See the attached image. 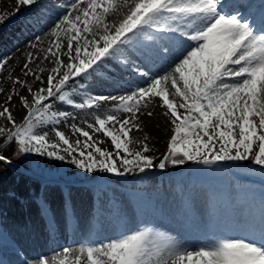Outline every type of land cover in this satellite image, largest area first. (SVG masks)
I'll return each instance as SVG.
<instances>
[{
	"label": "snow or ice",
	"instance_id": "6c2138e0",
	"mask_svg": "<svg viewBox=\"0 0 264 264\" xmlns=\"http://www.w3.org/2000/svg\"><path fill=\"white\" fill-rule=\"evenodd\" d=\"M38 2L16 0V11ZM55 6L64 11L47 29L53 41L43 57H52L55 66L44 78L39 64L30 67L35 60L29 53L20 68L43 86L34 90L8 73L13 87L4 105L15 98L25 115L18 123L11 108L0 105L5 122L0 124V166L11 171L18 168L14 161L34 154L67 161L83 173L126 177L186 162L250 160L264 178V0L258 13L245 0H76ZM5 22L0 16V24ZM9 59L0 57V75L8 71ZM101 79L122 93L94 94L93 82ZM104 102L114 106L95 115L87 128L107 137L114 152L101 148L104 141L84 128L68 124L84 138L73 141L58 127ZM150 104L163 109L171 133L158 162L147 155L150 135L140 140L130 135L144 131L140 117ZM44 127L48 130L38 131ZM34 163L40 168V161ZM255 171L249 168L247 174ZM245 223L242 237L195 246L151 227L137 228L107 243L81 246L74 257L65 248L58 258L40 256L22 264H264V195L259 215L249 213Z\"/></svg>",
	"mask_w": 264,
	"mask_h": 264
},
{
	"label": "rangeland",
	"instance_id": "374dc122",
	"mask_svg": "<svg viewBox=\"0 0 264 264\" xmlns=\"http://www.w3.org/2000/svg\"><path fill=\"white\" fill-rule=\"evenodd\" d=\"M31 7L20 6L19 11H16V0H0V16L6 20L2 28L6 29L21 21ZM13 50L12 55H7L10 57L9 64L18 55L27 53L29 45L20 43ZM61 59L66 61L67 57L61 56ZM12 76L27 80L34 90L43 86L39 81L33 83L34 79L24 77L21 71ZM43 77L46 78L47 75ZM103 84L100 80L93 82L94 94H103L100 90ZM0 87L4 89L0 93V105L10 107L17 122H21L25 110L17 107L15 98L12 104L4 105L5 95L13 87L7 71L0 75ZM17 91L23 90L17 86ZM113 106L112 102H104L99 109L79 112L75 119L61 123L58 127L73 141H83L84 138L75 134L68 124L84 128L92 132L94 140L104 141L99 145L101 148L114 152L107 137L87 128L88 123L94 122L95 115L106 114ZM148 111L153 112L152 117L145 114ZM161 112V107L150 104L143 109L140 121H155V114ZM4 123L0 120V124ZM47 130L46 127L38 128V131ZM136 134L134 131L130 135L135 138ZM170 135L169 132L161 145H152V151L147 155L153 156L158 162ZM49 139H54L52 133H49ZM256 150L257 146L254 145V151ZM17 161L28 163L33 173L47 181L42 183L39 178L33 179L13 170L8 171L7 166H0V261L3 264L15 258L8 257L13 254L9 246L15 243L27 253V258L16 259L34 260L41 255L39 249L48 243L49 238L43 219L40 218L42 209L46 207H49L46 210L52 221L51 225L59 227L61 231L72 232L79 240L70 253L74 257L81 246L107 243L137 228L154 227L155 231L179 241V231L198 232L197 234L202 233L205 237L217 238L221 237L223 228L233 226L240 230L247 229L245 220L249 213L259 215L264 195V187L260 185L264 184V178L259 174V166L252 164L250 160L233 161L237 166H227L223 162L218 165H199L196 171L175 176L169 174L176 168H181V165H169L167 168L170 169L164 171L154 168L143 174H130L126 177L83 173L67 161L52 162L34 154H27ZM36 161L41 162L40 168L36 167ZM249 168L255 169V173L247 174ZM237 185H240L239 189ZM68 214L72 217L68 218ZM151 221L154 223L151 224ZM32 255L33 258H30Z\"/></svg>",
	"mask_w": 264,
	"mask_h": 264
},
{
	"label": "bare ground",
	"instance_id": "6f19581e",
	"mask_svg": "<svg viewBox=\"0 0 264 264\" xmlns=\"http://www.w3.org/2000/svg\"><path fill=\"white\" fill-rule=\"evenodd\" d=\"M71 1L72 0H40V2H38L33 7H31V10L27 14V16L23 18L21 21L7 27L6 29L2 28L4 24H1L0 56L12 55L11 53L14 52L13 48L20 43L29 45V51L27 53H24L22 56L18 55V58L8 65L7 73L11 72V74H18L21 65L24 62L25 57L29 53L33 54L35 60V63L33 65H30V67H35L36 64H39L41 68L45 69V71L42 74L43 76L48 75L50 73L51 68L54 67V64L52 63L53 58L49 57V59L47 60L43 59V57L46 55L45 50L50 46V44L53 41V37L50 35L47 29L49 25L53 21H55L57 17L61 15L64 11V9L62 8L60 10L58 9L56 12V10L53 8L55 5L60 3L70 4ZM73 1L76 2V0ZM245 2L255 5L256 7L254 11L258 13L259 4L261 0H245ZM81 7H83V5H81ZM121 11L123 12L125 10L121 9ZM112 19L113 17H109L110 21ZM30 28H33V30H31ZM29 29L30 31H28ZM147 35L148 33H144L140 38L143 39L144 36ZM37 41L39 42L37 43ZM34 44H36V47H33ZM37 57L39 59H35ZM13 67L15 68V71L12 70ZM28 77L34 79L31 76ZM100 82L104 83L102 88L100 89L102 90L101 93L103 94L119 95L123 91L121 87H119L118 85L112 82H105L103 79H101ZM154 119L155 121H151V122H144L143 120L140 121L144 127V131L137 132V134L135 135L136 136L135 139L140 140L143 138L144 134L147 133L151 137V139L147 141L150 146L162 144V141L165 139L164 137H166L167 134L169 133V131H167L166 119L162 114L159 113L155 114ZM157 125L159 127H157ZM131 146L138 149L141 147L137 143H133ZM153 223L154 221H151V224ZM245 232L246 229L240 230L231 226L228 229L223 228L221 232V237L224 236L242 237L243 235H245ZM197 233L198 232L194 233L190 231L188 232L179 231L177 235L182 242L190 246H195L200 243L207 244L209 241L215 239L208 236L205 237L202 235V233L201 234L200 233L197 234ZM47 237H48V233H47ZM78 243L79 240L70 231L69 233L62 231L58 236L49 235L48 243L45 244L43 248L39 249L41 252L40 256H43L50 260L58 258L63 253V250L65 248L74 249L73 248L74 245ZM9 247L11 250L14 251L16 249L15 248L16 244L10 245ZM30 258H33V255ZM7 262H9L7 264H22V260L19 259H10Z\"/></svg>",
	"mask_w": 264,
	"mask_h": 264
},
{
	"label": "trees",
	"instance_id": "16d2710c",
	"mask_svg": "<svg viewBox=\"0 0 264 264\" xmlns=\"http://www.w3.org/2000/svg\"><path fill=\"white\" fill-rule=\"evenodd\" d=\"M14 163H16L17 165L23 166L22 163H20L19 161H14Z\"/></svg>",
	"mask_w": 264,
	"mask_h": 264
}]
</instances>
